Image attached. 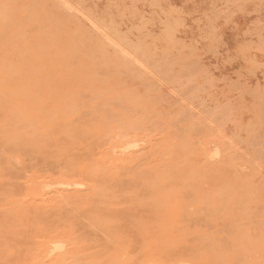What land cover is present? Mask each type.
Listing matches in <instances>:
<instances>
[{"label": "rangeland", "instance_id": "rangeland-1", "mask_svg": "<svg viewBox=\"0 0 264 264\" xmlns=\"http://www.w3.org/2000/svg\"><path fill=\"white\" fill-rule=\"evenodd\" d=\"M0 264H264V0H0Z\"/></svg>", "mask_w": 264, "mask_h": 264}, {"label": "bare ground", "instance_id": "bare-ground-1", "mask_svg": "<svg viewBox=\"0 0 264 264\" xmlns=\"http://www.w3.org/2000/svg\"><path fill=\"white\" fill-rule=\"evenodd\" d=\"M212 153V152H211Z\"/></svg>", "mask_w": 264, "mask_h": 264}]
</instances>
